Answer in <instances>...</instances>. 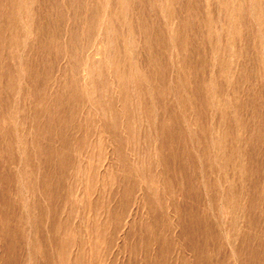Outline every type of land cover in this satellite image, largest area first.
<instances>
[{"label":"rangeland","instance_id":"1","mask_svg":"<svg viewBox=\"0 0 264 264\" xmlns=\"http://www.w3.org/2000/svg\"><path fill=\"white\" fill-rule=\"evenodd\" d=\"M0 264H264V0H0Z\"/></svg>","mask_w":264,"mask_h":264},{"label":"bare ground","instance_id":"2","mask_svg":"<svg viewBox=\"0 0 264 264\" xmlns=\"http://www.w3.org/2000/svg\"><path fill=\"white\" fill-rule=\"evenodd\" d=\"M96 50H98V49H96ZM96 52V51H95ZM83 67H84V65H83ZM84 69V68H83Z\"/></svg>","mask_w":264,"mask_h":264}]
</instances>
